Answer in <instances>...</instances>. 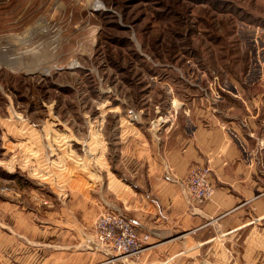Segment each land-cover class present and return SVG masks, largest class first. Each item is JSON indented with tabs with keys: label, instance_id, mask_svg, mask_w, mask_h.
Returning <instances> with one entry per match:
<instances>
[{
	"label": "rangeland",
	"instance_id": "1",
	"mask_svg": "<svg viewBox=\"0 0 264 264\" xmlns=\"http://www.w3.org/2000/svg\"><path fill=\"white\" fill-rule=\"evenodd\" d=\"M260 71L264 0H0V223L4 202L36 216L71 183L98 208L106 172L147 177L151 137L226 115ZM261 233L235 264H264Z\"/></svg>",
	"mask_w": 264,
	"mask_h": 264
},
{
	"label": "crops",
	"instance_id": "2",
	"mask_svg": "<svg viewBox=\"0 0 264 264\" xmlns=\"http://www.w3.org/2000/svg\"><path fill=\"white\" fill-rule=\"evenodd\" d=\"M258 77L264 80L263 72ZM248 89L244 98L233 94L240 102L226 115L205 111L178 134L151 137L147 177L106 172L98 208L90 200L91 187L74 183L64 189L66 201L51 187L56 205L36 216L14 208L12 200L4 202L0 264H109L93 240L97 211L123 214L139 236L148 235V245L124 264H235L236 239L253 224L264 225V89ZM136 149L133 159L139 161ZM197 164L208 166L213 187L199 206L180 186ZM242 250L249 253L251 247Z\"/></svg>",
	"mask_w": 264,
	"mask_h": 264
},
{
	"label": "built area",
	"instance_id": "3",
	"mask_svg": "<svg viewBox=\"0 0 264 264\" xmlns=\"http://www.w3.org/2000/svg\"><path fill=\"white\" fill-rule=\"evenodd\" d=\"M206 164L191 166L181 181V189L193 205H202L213 192L208 179ZM93 240L98 249L105 252L109 264H124L126 257L137 256L148 244V235H138L132 221L125 215L105 211L93 222Z\"/></svg>",
	"mask_w": 264,
	"mask_h": 264
}]
</instances>
